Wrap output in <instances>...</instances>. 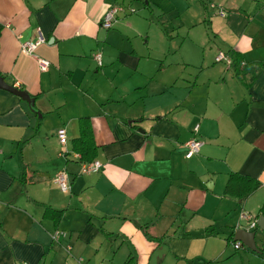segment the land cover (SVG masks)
<instances>
[{"label": "crops", "instance_id": "0c3cea01", "mask_svg": "<svg viewBox=\"0 0 264 264\" xmlns=\"http://www.w3.org/2000/svg\"><path fill=\"white\" fill-rule=\"evenodd\" d=\"M120 1L0 0V75L37 110L0 87V264H264V230L240 217L264 215V0H145L153 25L102 28ZM84 120L96 172L74 156ZM238 228L257 251L232 246Z\"/></svg>", "mask_w": 264, "mask_h": 264}, {"label": "built area", "instance_id": "2783aa9c", "mask_svg": "<svg viewBox=\"0 0 264 264\" xmlns=\"http://www.w3.org/2000/svg\"><path fill=\"white\" fill-rule=\"evenodd\" d=\"M209 7L211 8H216V12L222 16L225 15V11L222 8H218L215 4L211 3L209 4ZM126 9L125 7L120 4V3H115V4H110L108 9L106 10V12L104 13L102 19H101V27L105 28V29H109L113 26V24L115 23L116 19L118 18V14L119 13H125ZM129 12H134V9H129ZM45 39L42 35H39L38 38L35 41H24L21 43V50L25 53L28 54H32L34 53V50L36 48V46L43 42ZM93 58L96 61L98 66H101L102 62H101V53L99 51L95 52L93 54ZM36 60L38 63V68L40 71H45L48 69L49 65H50V61L42 58V57H38L36 56ZM216 61H223L225 62V64L230 67L232 65V59L224 52L219 51L218 54L215 57ZM244 63L241 62V65H243ZM198 131V125H195L193 132L196 134ZM57 135L59 138V141L62 145H64V143L66 142V134H65V130L64 128H59L57 130ZM203 144V141H201L200 139H198L196 136H193L192 138H190L188 141H186L184 143V147H185V157L186 158H190L192 157L194 154L198 153L201 146ZM65 152L64 149H62L60 151V154H63ZM74 156L76 158H79L80 155L79 153H74ZM101 163L99 161L93 160L91 162H81V171L83 173H90V172H96L98 170H100L101 168ZM54 183H56L59 188L62 191H66L70 188L69 185V181H68V177H67V173L62 170L59 171L55 177L53 178ZM241 219H244L247 221V224L250 228H255L256 227V217L251 216L250 214L246 213V212H242L240 214ZM67 235V232L65 231H60V230H55L52 234H51V239L53 242L58 243V241L65 237ZM232 246L235 249H239L241 248L242 244L240 241H234L231 242ZM70 247H67V251L70 252ZM82 259L79 258L78 261L80 262ZM21 264H25V262H22Z\"/></svg>", "mask_w": 264, "mask_h": 264}, {"label": "rangeland", "instance_id": "374dc122", "mask_svg": "<svg viewBox=\"0 0 264 264\" xmlns=\"http://www.w3.org/2000/svg\"><path fill=\"white\" fill-rule=\"evenodd\" d=\"M144 1L145 0H121L120 1L121 4L126 9L125 13H123V14H127V15H125L124 18H127V17H133V18H135V17H137V19H138V21L140 23L141 22H143V23H149V21L154 20V21L151 22V24L153 25L156 22L157 10H156V8H151L148 5H144ZM122 2H124V3H122ZM125 3H127L128 5H126ZM129 9H134V12H129ZM117 19H116V21H117ZM140 25H142V24H139V26ZM143 26H144V24H143ZM147 27L148 26L145 25V27L143 28V31H139V33H137V35L135 36V37H137V38H135L136 40L142 41L143 43H145V40L147 39ZM156 33H157V36L154 37L153 34L151 33L149 35V37L152 40H154V41H160V36H159V34H158L157 31H156ZM95 52H97V51H95ZM92 57H93V54H92ZM96 65H97V63H96ZM60 171H62V170H60ZM159 257H160V261H161L163 259V256L159 254ZM160 261H158L157 256H154V258H153V264H160ZM165 264H168V262H165Z\"/></svg>", "mask_w": 264, "mask_h": 264}, {"label": "water", "instance_id": "95a60500", "mask_svg": "<svg viewBox=\"0 0 264 264\" xmlns=\"http://www.w3.org/2000/svg\"><path fill=\"white\" fill-rule=\"evenodd\" d=\"M0 87L3 89H6L12 93H15L16 95H19L20 97L25 99L28 102L30 109L37 112V110L34 107V98L31 97L26 91L20 90L15 86L9 85L1 75H0ZM38 114H40V113H38ZM256 225H257L258 229L264 230V215H259L257 217ZM256 231H257V229H253L251 231H248L246 229L238 228L234 232L233 240L234 241L238 240V241L244 243L249 249H251L253 251H257L256 245H255Z\"/></svg>", "mask_w": 264, "mask_h": 264}, {"label": "trees", "instance_id": "16d2710c", "mask_svg": "<svg viewBox=\"0 0 264 264\" xmlns=\"http://www.w3.org/2000/svg\"><path fill=\"white\" fill-rule=\"evenodd\" d=\"M2 25L0 24V31ZM80 134L73 141L74 151L80 154V162H91L94 159L96 146L93 141L91 127L88 122L82 121ZM230 181L228 182V185ZM262 214H264V207H262Z\"/></svg>", "mask_w": 264, "mask_h": 264}]
</instances>
